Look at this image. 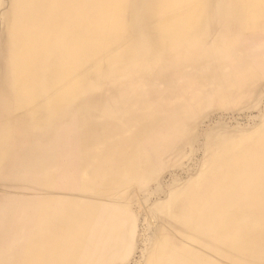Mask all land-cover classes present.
Segmentation results:
<instances>
[{
  "label": "bare ground",
  "instance_id": "bare-ground-1",
  "mask_svg": "<svg viewBox=\"0 0 264 264\" xmlns=\"http://www.w3.org/2000/svg\"><path fill=\"white\" fill-rule=\"evenodd\" d=\"M223 47L264 77V0H0V264H264V124L153 101Z\"/></svg>",
  "mask_w": 264,
  "mask_h": 264
},
{
  "label": "rangeland",
  "instance_id": "rangeland-1",
  "mask_svg": "<svg viewBox=\"0 0 264 264\" xmlns=\"http://www.w3.org/2000/svg\"><path fill=\"white\" fill-rule=\"evenodd\" d=\"M213 57L223 63L220 67L223 71L220 70L223 78L221 82L215 84L214 81L207 80L201 85L197 81L194 69L186 67L175 70L166 79L155 81L153 84L156 88L153 97L156 105L165 102L171 103L174 108L178 105L179 112L182 111L181 113L187 116V120L192 121L190 130L186 132L184 129L181 135L184 137L188 134L198 148L207 142L211 131L216 134L218 132V135L234 132L243 138H249L250 133L257 129L259 133L263 132L262 127L259 126L264 124V77L258 81L248 79L246 82L240 77L236 79L243 73V57L237 51L223 47L216 49ZM196 69L204 70L205 65L201 63L199 69ZM195 158L194 156L193 159ZM185 164H189V161ZM167 166L163 176L161 175V182H165L171 174L178 173L175 170L184 165L175 169ZM129 191L131 194H136L133 188ZM147 206L148 204L143 206L142 211L147 212ZM140 219L137 222L138 231L142 227V219ZM137 251L135 246L131 259L137 257Z\"/></svg>",
  "mask_w": 264,
  "mask_h": 264
}]
</instances>
